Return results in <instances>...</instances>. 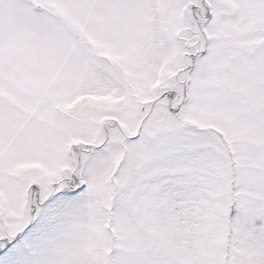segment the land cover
<instances>
[{"label":"snow or ice","instance_id":"6c2138e0","mask_svg":"<svg viewBox=\"0 0 264 264\" xmlns=\"http://www.w3.org/2000/svg\"><path fill=\"white\" fill-rule=\"evenodd\" d=\"M0 264H264V0H0Z\"/></svg>","mask_w":264,"mask_h":264}]
</instances>
